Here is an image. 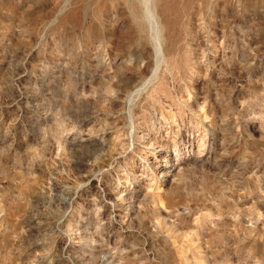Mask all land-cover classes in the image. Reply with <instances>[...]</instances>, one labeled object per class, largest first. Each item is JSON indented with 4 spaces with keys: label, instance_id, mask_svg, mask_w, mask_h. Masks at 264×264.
<instances>
[{
    "label": "rangeland",
    "instance_id": "rangeland-1",
    "mask_svg": "<svg viewBox=\"0 0 264 264\" xmlns=\"http://www.w3.org/2000/svg\"><path fill=\"white\" fill-rule=\"evenodd\" d=\"M0 264H264V0H0Z\"/></svg>",
    "mask_w": 264,
    "mask_h": 264
},
{
    "label": "bare ground",
    "instance_id": "bare-ground-1",
    "mask_svg": "<svg viewBox=\"0 0 264 264\" xmlns=\"http://www.w3.org/2000/svg\"><path fill=\"white\" fill-rule=\"evenodd\" d=\"M163 161L165 162V161H167V160H163ZM151 165H153V166H156V167H158V166H159V165H158V163H156L155 161H154V162H152V163H151ZM167 176H170V174H169V173H167V174H166V177H167ZM158 177H159V179L163 178V176H162V175H159ZM125 201H126V200H125ZM124 203H125V202H124Z\"/></svg>",
    "mask_w": 264,
    "mask_h": 264
}]
</instances>
